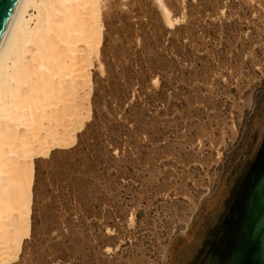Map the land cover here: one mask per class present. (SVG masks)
I'll use <instances>...</instances> for the list:
<instances>
[{"label":"rangeland","instance_id":"obj_1","mask_svg":"<svg viewBox=\"0 0 264 264\" xmlns=\"http://www.w3.org/2000/svg\"><path fill=\"white\" fill-rule=\"evenodd\" d=\"M163 2L103 0L90 109L4 264H192L214 231L264 130V0Z\"/></svg>","mask_w":264,"mask_h":264},{"label":"bare ground","instance_id":"obj_2","mask_svg":"<svg viewBox=\"0 0 264 264\" xmlns=\"http://www.w3.org/2000/svg\"><path fill=\"white\" fill-rule=\"evenodd\" d=\"M158 1L171 25L177 18ZM102 2L17 0L0 39V264L30 230L36 155L66 145L82 123Z\"/></svg>","mask_w":264,"mask_h":264},{"label":"water","instance_id":"obj_3","mask_svg":"<svg viewBox=\"0 0 264 264\" xmlns=\"http://www.w3.org/2000/svg\"><path fill=\"white\" fill-rule=\"evenodd\" d=\"M17 0H0V39ZM192 264H264V130Z\"/></svg>","mask_w":264,"mask_h":264}]
</instances>
